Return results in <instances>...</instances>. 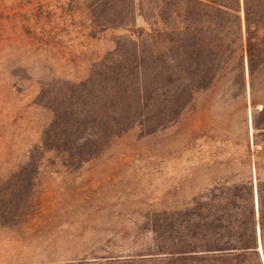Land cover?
<instances>
[{
	"label": "rangeland",
	"instance_id": "obj_1",
	"mask_svg": "<svg viewBox=\"0 0 264 264\" xmlns=\"http://www.w3.org/2000/svg\"><path fill=\"white\" fill-rule=\"evenodd\" d=\"M90 1L0 0V184L34 177L27 215L0 225V264H166L159 252L172 247L194 197L264 181V164H253L264 159V135L255 137L248 91L198 94L159 127L167 112L150 103V125L77 168L38 149L53 116L48 99L64 82L85 80L117 49L123 59L138 28L151 41L155 0H133V24L105 29L91 23Z\"/></svg>",
	"mask_w": 264,
	"mask_h": 264
},
{
	"label": "trees",
	"instance_id": "obj_2",
	"mask_svg": "<svg viewBox=\"0 0 264 264\" xmlns=\"http://www.w3.org/2000/svg\"><path fill=\"white\" fill-rule=\"evenodd\" d=\"M86 7L95 27L134 22L133 0H91ZM152 10L151 41L138 28L140 40L129 41L123 59L115 50L85 80L64 82L48 99L53 116L38 149L77 168L135 125H150V103L167 112L159 127L201 93L236 98L248 91L255 137L264 135V0H155ZM33 180L19 172L0 184L1 226L27 215ZM178 232L159 252L168 254L166 264H264V181L249 177L210 190L202 201L194 197Z\"/></svg>",
	"mask_w": 264,
	"mask_h": 264
}]
</instances>
